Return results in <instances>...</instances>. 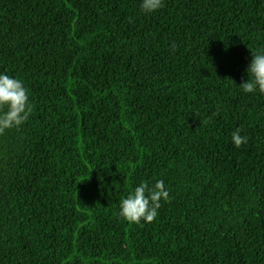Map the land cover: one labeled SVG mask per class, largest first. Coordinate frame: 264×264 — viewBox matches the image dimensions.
<instances>
[{
	"label": "trees",
	"instance_id": "obj_1",
	"mask_svg": "<svg viewBox=\"0 0 264 264\" xmlns=\"http://www.w3.org/2000/svg\"><path fill=\"white\" fill-rule=\"evenodd\" d=\"M257 50L264 0H0V72L32 106L0 134V264H264ZM144 180L169 199L129 223Z\"/></svg>",
	"mask_w": 264,
	"mask_h": 264
},
{
	"label": "clouds",
	"instance_id": "obj_2",
	"mask_svg": "<svg viewBox=\"0 0 264 264\" xmlns=\"http://www.w3.org/2000/svg\"><path fill=\"white\" fill-rule=\"evenodd\" d=\"M164 0H140L141 10L145 13L155 12L163 7ZM175 50V42L171 45ZM248 79L242 82L244 93L264 94V50L253 52L252 59L246 69ZM32 112L28 89L24 81L0 72V134L6 130L19 128L25 123ZM236 147L247 142V136L241 135L237 128L231 136ZM169 192L163 180L150 183L141 181L128 191L125 197H121L119 215L129 223L139 224L142 220L152 222L158 215L161 201L167 202Z\"/></svg>",
	"mask_w": 264,
	"mask_h": 264
}]
</instances>
